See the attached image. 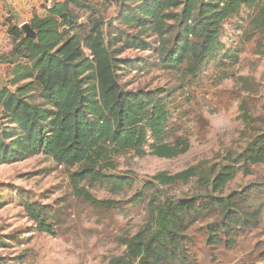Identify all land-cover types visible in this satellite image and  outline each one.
<instances>
[{"label":"trees","instance_id":"trees-1","mask_svg":"<svg viewBox=\"0 0 264 264\" xmlns=\"http://www.w3.org/2000/svg\"><path fill=\"white\" fill-rule=\"evenodd\" d=\"M106 1L117 6L125 28L106 26L107 5L56 0L29 20L33 35L5 21L11 48L0 53V64L7 66L0 86V164L49 156L67 174L74 198L99 208L118 204L95 198L90 188L101 182L114 188L126 183L114 174L119 156L174 158L188 151L190 139L170 126L173 95L197 83L207 61L218 60L222 24L245 6L253 8L255 31H264V0ZM127 50L150 54L125 57ZM145 68L174 73L175 83L137 89L121 83L122 70ZM262 108L253 118L246 102L241 104L243 119L256 124L241 148L217 154L220 159L213 164L202 160L175 173L158 171L143 181L152 190L145 196V222L133 235L118 236L124 250L107 264H193V238L187 231L194 223L216 217L205 226L211 244L213 238L221 242L236 225H249L248 214L259 215L260 208L249 200L264 188V175L229 194L224 189L240 170L264 164V102ZM191 182L203 193H167ZM23 207L39 231L54 232L47 205L26 201ZM15 237L0 240V248L9 247ZM20 259L0 255V264Z\"/></svg>","mask_w":264,"mask_h":264},{"label":"rangeland","instance_id":"rangeland-1","mask_svg":"<svg viewBox=\"0 0 264 264\" xmlns=\"http://www.w3.org/2000/svg\"><path fill=\"white\" fill-rule=\"evenodd\" d=\"M91 1L100 7L107 5L106 0ZM262 1L256 0L259 4ZM104 15L107 27H124L114 3L107 5ZM252 15L253 8L243 6L222 24L218 60L207 61L199 81L181 95H173L170 126L178 127V132L190 139L188 151L174 158L121 155L114 174L126 178V183L114 188L101 182L90 188L97 199L118 201L116 207H93L75 199L67 174L49 156L39 154L0 164V240L16 236L9 247L0 248V255L8 261L20 256L15 264H107L111 256L124 250L118 236L133 235L145 222V196L152 190L144 187V180L158 171L175 173L202 160L213 164L220 159L217 154L226 156L228 148L244 146L256 132V124L243 119L241 104L246 102L255 118L263 112L264 102V31H255ZM5 30L0 29V53L11 48ZM149 54L127 50L123 56ZM6 68L0 64V86ZM147 70L134 73L124 69L120 81L129 89L171 87L175 83L170 75L174 73L159 68ZM240 76L247 81L238 79ZM263 175L264 164H252L248 172L240 170L227 183L224 194L258 182ZM195 187L194 182L179 184L167 193L178 197L203 193ZM26 201L47 205L55 220L53 233L37 229L23 207ZM249 202L260 208L259 215L248 214L250 224L236 225L223 234L221 242L213 238L209 244L206 240L205 226L216 217L194 223L187 231L193 238V264H264V188Z\"/></svg>","mask_w":264,"mask_h":264},{"label":"crops","instance_id":"crops-1","mask_svg":"<svg viewBox=\"0 0 264 264\" xmlns=\"http://www.w3.org/2000/svg\"><path fill=\"white\" fill-rule=\"evenodd\" d=\"M48 0H0V29L5 28V21L10 19L19 26L28 23L32 16L43 14ZM56 1V0H52ZM5 36V34H4ZM3 40L0 39V43Z\"/></svg>","mask_w":264,"mask_h":264},{"label":"water","instance_id":"water-1","mask_svg":"<svg viewBox=\"0 0 264 264\" xmlns=\"http://www.w3.org/2000/svg\"><path fill=\"white\" fill-rule=\"evenodd\" d=\"M22 29L24 30V32L26 33V35H33L32 31H31V27L28 23H24L23 25H21ZM186 201L190 200V199H184Z\"/></svg>","mask_w":264,"mask_h":264},{"label":"built area","instance_id":"built-area-1","mask_svg":"<svg viewBox=\"0 0 264 264\" xmlns=\"http://www.w3.org/2000/svg\"><path fill=\"white\" fill-rule=\"evenodd\" d=\"M51 4H52V0H48L46 2L45 8H50Z\"/></svg>","mask_w":264,"mask_h":264}]
</instances>
